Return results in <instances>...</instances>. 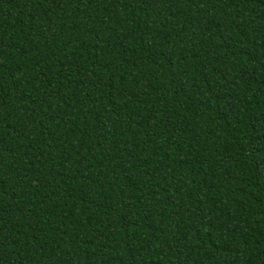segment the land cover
<instances>
[{"label": "trees", "instance_id": "16d2710c", "mask_svg": "<svg viewBox=\"0 0 264 264\" xmlns=\"http://www.w3.org/2000/svg\"><path fill=\"white\" fill-rule=\"evenodd\" d=\"M0 264H264V0H0Z\"/></svg>", "mask_w": 264, "mask_h": 264}]
</instances>
